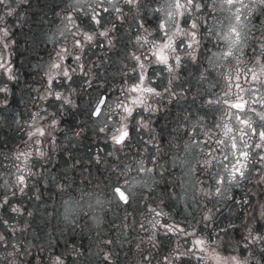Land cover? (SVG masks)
<instances>
[{"label":"flooded vegetation","instance_id":"obj_1","mask_svg":"<svg viewBox=\"0 0 264 264\" xmlns=\"http://www.w3.org/2000/svg\"><path fill=\"white\" fill-rule=\"evenodd\" d=\"M144 2L145 0H141L142 4ZM71 3L72 0H11L10 6L16 9L11 16L6 15L7 9L0 6V17H3L0 19V28H6L9 33L7 37H3V33L0 32V161L7 163L8 160L12 164L10 178L13 180L11 186L9 182L5 184V188L9 191L7 204L4 203L5 200L0 202L2 205L0 206V237H3V240H0V250L6 254L9 264H56L57 258L61 264H101L98 263L97 257L104 253V250L105 255L108 256L105 262L114 264L110 258L114 239L120 244L122 264H166L165 257H168L169 261L176 257L178 230H175V226L185 228L183 223L176 221L175 212L177 207H180L185 214L193 215L194 213H191L189 203H185L186 201L182 199L185 191L193 192L194 190L195 206H198L199 197L205 194L202 189L205 190L208 184L205 181L206 171L210 168L214 169L215 158L221 154L219 149L222 145H218L216 140L226 139L223 137L226 113L230 111L235 113L234 115L251 114L257 121L259 120L255 112L246 110L236 113L235 109H229L223 102L219 105H210L207 100L222 97L223 100L235 101V93L238 91L235 84L239 83L242 88H248L249 85L245 82L243 75L240 76L239 81L236 80L234 62L223 69H216L207 82L198 83V76L203 71L200 61L203 55L210 54L205 52V45L207 49L215 50V41L208 43L205 37L200 52L197 53L198 62L193 63L185 56L179 79L172 81V91L183 98L174 99L165 91L169 87V75L166 71L152 73L153 67L158 69L162 67L153 64L149 67V73L154 82L149 86L154 87L159 95L149 97L148 103L151 105V110L145 111L137 107L131 118L121 121L117 115L118 101L123 99L120 90L136 82L135 74L131 71L136 63L132 53L141 55L147 48V45L144 48L136 45V22L133 19L135 13H128L121 21L98 9L103 16L101 25L90 20L91 14L85 16L80 12L73 13L75 23L82 32L97 33L94 41L87 44L83 53H80L79 49L72 47L71 33H66L65 36L59 35L64 28L63 18L71 12ZM144 15L148 16L149 13L145 11ZM216 15L218 20L222 21L221 30H226L229 23L225 18L227 14L217 13ZM104 27L110 29L107 38L98 35ZM155 28V21L146 19L147 31L141 34L146 35L147 32H152L153 35H157L154 32ZM249 28L248 46L238 66L241 70L251 66L250 63L245 64L243 61H249L254 55L260 54L259 43L251 36L260 37L264 33V9L257 7L251 17ZM54 33L57 36L55 44L49 41V37ZM148 39L151 40L152 37L149 36ZM5 42L7 47L4 46ZM61 46L81 54V61L84 63L87 75L79 71L77 67L79 62L69 56L64 63L77 68V71L72 73V80L64 82L63 78H58L59 82L54 80L50 89L46 73ZM141 58L143 59L142 56ZM144 62L148 63V61ZM228 71L232 72L230 79H226L225 74ZM111 82H116L118 85ZM81 83L90 86L104 85V93L91 103L87 112L89 116L91 115L92 125L105 113L108 122L106 128L99 123L100 129L96 125L91 129H99L100 133L107 137L106 142L111 148L125 150L133 141H136L140 148L137 171L145 187L140 188L136 196L127 193L129 196L127 204L122 203L115 192L117 186L125 191L123 186L127 180L112 188L99 190L101 192L94 189H79L78 192H82L79 195H77L78 192L64 195L60 188L48 191L34 187V179L43 177L46 171L50 158L49 148L75 143V122L78 123L77 126L80 125V110L75 100L78 93H73L71 90L76 84ZM145 84H148L147 80ZM49 91L53 94L49 95ZM55 92L61 93L62 97H68L72 103L64 104L62 99L57 100ZM226 92L229 95L226 96ZM250 95V93L245 94V98ZM101 100H104L101 108L102 116L94 117L92 112ZM254 107L264 112V108H260L259 105ZM208 113L212 114L211 118L214 121L211 128L215 131L212 133L209 132ZM197 119L200 123L194 132L193 124ZM53 121H55L54 126H52ZM122 123L127 124L130 136L124 144L117 145L112 137L118 134L116 129ZM36 124L43 125L47 130L46 137L42 138L40 145L33 143L37 137L33 136L31 140L29 139V132L34 131ZM145 124L147 127H144ZM217 124L220 125L219 128L215 126ZM101 128H104V131H101ZM37 148L44 152L42 157L36 155ZM28 151L32 152V158L29 161L32 175H25V184L20 186L17 184L16 177L24 173L17 172V165L23 167V157L17 160L16 156ZM209 156L212 158L209 159ZM191 160L190 168L185 167L184 163L188 165L187 163ZM205 161H210L211 167L210 163L205 166ZM141 163L144 169H152V171H140ZM253 163L251 181L257 184L259 173L256 169H259L260 165ZM186 179H190L193 186L184 190L180 184ZM246 181L241 180L235 188L246 189ZM20 187H23V192L20 191ZM85 194L99 195L109 199L111 204L114 202L109 207H105L104 218L100 225L94 224L88 212L84 213L87 219L66 222L57 218L52 222L48 221V214L55 216L57 212L60 213L57 206L62 200L72 197L79 200ZM177 197L180 202L177 201ZM48 206L50 210L47 209ZM13 208L18 211L14 212ZM196 209L197 207L194 211ZM151 210L161 211L163 214L157 217ZM59 221L64 223L60 224ZM151 221H159V224L153 228ZM181 221L184 222V220ZM38 224L43 229L40 232V238H35L33 226L38 228ZM59 225L76 226L81 233L88 231L90 233L88 236L78 237L50 236V226ZM167 226H174V230L168 231ZM97 227L100 229L97 230ZM118 227L121 230L119 234H116L119 230L108 229ZM100 231H103L104 235H97ZM110 233H115L114 237ZM195 238L200 237L185 239L188 242L187 250H197L199 246L194 245ZM73 241L74 244H70ZM67 249L75 251H66ZM114 250L117 252L118 248ZM197 254L203 255L199 252Z\"/></svg>","mask_w":264,"mask_h":264},{"label":"snow or ice","instance_id":"obj_2","mask_svg":"<svg viewBox=\"0 0 264 264\" xmlns=\"http://www.w3.org/2000/svg\"><path fill=\"white\" fill-rule=\"evenodd\" d=\"M10 5L11 0H0V6L7 9L6 15L8 16L13 15L16 11ZM257 7L264 9V0H247V2L246 0H145L143 4L141 0H92V2H89V0H72L70 4L71 12L63 18L64 28L60 31L59 35L65 36L66 33H71L73 36V49H79L80 53H83L85 46L94 41L97 33L89 34L82 32L80 27L75 23L73 13L80 12L85 16L91 14L90 20L97 25H101L103 20L101 11L98 9H102L103 13L114 16L115 19L121 21L124 20L128 13H135L133 19L136 22V45L140 48H144L147 45V48L141 55H136L135 52L132 53V58L136 63L132 66L131 71L135 74L136 82L130 87L120 90V95L123 96V99L118 101L117 115H119L121 121H127L131 118L134 109L137 107H141L145 111L151 110V105L148 103L149 97L159 95L154 87L149 86V84L154 82L149 73L151 65L162 66L159 69L153 67L152 73H156L157 71H166L168 73L169 87L165 91L174 99L183 98L172 91V81L179 79L181 69L184 66L185 56L193 63H197V53L200 52L205 37H207L208 43L215 41V50L207 49L205 45V52L210 54L203 55V59L200 61L203 71L198 76V83L207 82L216 69H223L234 62L236 65V80L239 81L240 76L243 75L249 87L242 88L239 83H236L235 87L238 91L235 93V101L223 100L222 97H219L215 100L209 98L207 103L219 105L223 102L228 105L229 109H235L236 113L246 110L255 112L260 122L258 124L257 121L251 118H243L236 114V119L241 125L236 130L239 138H237V134H233L232 127L228 124L223 125V137L230 141L231 152L225 151L229 146L225 139L216 140L218 145H224V148L219 149L222 158L218 161V163L222 164L223 170L219 174L213 173L211 177L215 181L214 190L211 188L208 190L202 189L208 197H218L221 195L225 184H238L241 180L248 179L249 173L253 170L250 168V164L253 162L260 165V168L256 169V171L264 178V112L258 111L254 107V105H259L260 108H264V33L260 37L251 36L252 39H255L259 43V56L254 55L249 61H243L245 64L250 63L251 65L244 70L238 67L242 62L241 58L245 54V48L248 46L250 39L249 23ZM145 11L149 13L148 16L144 15ZM217 13L227 14L225 18L228 19L229 23L226 30H221L222 21L218 20ZM0 19H3V17H0ZM146 19L155 21L156 28L154 32L157 35H153L152 32H147L146 35L141 34L147 31L145 29ZM213 21H216V23H213ZM109 31V28L104 27L98 32V35L107 38ZM0 32L3 33V37L9 35L6 28H0ZM149 36L152 37L151 40L148 39ZM49 41L53 44L56 43L57 36L55 33L49 37ZM109 44H111V40H109ZM4 46L7 47L6 42ZM80 53L69 51L66 46L60 47L59 51L56 52L55 58L49 64L48 72L46 73L50 89L54 80L59 82L58 78H63L64 82L72 80V73L76 72L77 68L70 67L64 63L69 56H72L76 62H79L77 65L79 71L87 75ZM144 61H148V63L146 64ZM125 75L127 76V73ZM225 75L226 79H230L232 72L228 71ZM146 80L148 84H145ZM231 87L230 83L229 88L231 89ZM181 91L183 92V88ZM133 93L136 95H132ZM247 93L251 95L245 98V94ZM52 94L53 92L49 91V95ZM54 95L57 100L62 99L64 104L72 103L68 97H62V94L59 92H55ZM225 95L227 96L229 93L226 92ZM103 104L104 100H101L96 105L92 112L94 117L102 116L101 108ZM226 114L231 117L235 113L229 111ZM103 115L107 122V114ZM199 123L200 121L197 119L193 124L194 132ZM54 125L55 121H53L52 126ZM215 126L220 127L219 124ZM144 127H147V124ZM101 131H104V128H101ZM116 133L118 134H114L112 137L114 143L122 144L129 135L127 124L122 123L116 129ZM46 134V128L41 124H36L34 131L29 132V139L31 140L33 136L37 137L33 143L40 145L42 138H45ZM253 138L256 139L253 140ZM250 141L252 142L250 143ZM36 155L42 157L44 152L37 148ZM21 157H23V167L17 165V172L24 174L17 175L16 180L18 185L23 186L25 184V175H32L31 165L29 164L32 152L19 153L16 159L21 160ZM225 161L230 162L225 163ZM208 164L209 162L205 161V166ZM140 171L151 172L152 169H144L141 163ZM7 183L5 181V184ZM126 183H129V181H126ZM20 191L23 192V187H20ZM115 192L121 202L124 204L129 202V196L121 188L117 187ZM4 203L7 204V199H5ZM65 203L67 202L65 201ZM97 203L100 202L97 201ZM12 210L14 212L18 211L16 208ZM151 211H154L157 217L163 214L161 211ZM261 215L264 216V210H262ZM97 219L98 222L102 223L101 218ZM204 219L209 220L211 216L205 215ZM65 220H68L67 215H65ZM150 223L155 228L159 224V221H151ZM167 227L168 231L174 230V226ZM175 230L186 236H195V232L189 233L183 228H178V226H175ZM249 236L251 237L250 242L264 243V236H252L251 230H249ZM0 240H3V237H0ZM109 243L111 242L109 241ZM194 245L199 246L196 251L188 249L186 252L174 257L172 261H169V258L165 257L166 264H174V261L180 259L181 256L189 257L188 260H181V264H191L192 257H195L198 264H224L229 259L231 260V264H245L237 256H221L215 247L206 244V240L203 237L195 238ZM198 252L203 253V255H198ZM105 259H108V257L106 256ZM56 264H61L59 258H57Z\"/></svg>","mask_w":264,"mask_h":264},{"label":"trees","instance_id":"obj_3","mask_svg":"<svg viewBox=\"0 0 264 264\" xmlns=\"http://www.w3.org/2000/svg\"><path fill=\"white\" fill-rule=\"evenodd\" d=\"M114 85L116 82H111ZM104 85H86L76 84L71 92H77L75 100L78 102L79 126L75 122V143L73 145L65 144L63 147H50V158L43 177L34 179V187L53 191L54 188H60L62 194L67 195L70 192L78 190H101L112 188L122 181L125 182L130 176L137 172V160L139 156V146L133 141L125 150L118 149V153L113 152V148L106 142L107 137L102 135L99 129H91V115H88L87 108L102 93ZM73 98V96H71ZM86 117V121H85ZM213 118L209 120V132H214L211 128L214 123ZM91 121V122H88ZM86 122V123H85ZM88 122V123H87ZM135 133L136 129L133 130ZM117 148H115L116 150ZM212 157L209 156V159ZM210 167H211V162ZM209 165V164H208ZM12 164L0 161V202L9 198V191L6 189L5 181L10 183ZM205 181L208 183L205 190H214L215 181L211 179L213 168L208 169ZM246 185V189L237 190L233 188L227 195L219 198L217 196H200L197 209L192 214H185L177 207L176 221L183 223L185 230L189 233L195 232V236L184 235L179 232L176 235L177 251L176 256L186 252L188 242L187 237H203L207 244L215 247L217 252L223 257L237 256L245 264H264V243L250 242L249 230L252 236H264V216L261 215L264 210V178L258 175L257 184L251 181ZM59 190V189H58ZM101 192V191H99ZM48 193V192H47ZM49 194V193H48ZM177 201L180 202L179 197ZM47 209L50 210L48 206ZM5 213V212H4ZM205 215H210L211 219L205 220ZM47 216V214H46ZM61 220L57 212L55 216L48 214V221L55 219ZM75 219H87L85 214H81ZM121 219V217H119ZM181 220H184L181 221ZM63 224L64 222H60ZM33 226V236L40 238V232L43 229L40 224ZM104 228H102L103 230ZM109 230H119L120 228H108ZM49 235H63L66 237L88 236V232H80L76 226H50ZM65 230V232H63ZM121 230L116 232L119 234ZM60 233V234H59ZM92 234V233H91ZM115 233H110L114 237ZM97 235H104L103 231ZM137 235V233H135ZM247 238V239H246ZM35 241V240H34ZM70 244H74V241ZM247 245V246H246ZM120 244L113 239L111 259L114 264H122L119 250ZM116 250L114 249H117ZM66 251H75L67 249ZM101 251V250H100ZM105 250L97 257L98 263L105 262ZM108 257V256H107ZM189 257L181 256L174 261V264H181V260H188ZM23 261V260H22ZM86 262L87 259H85ZM195 257L191 258V264H195ZM231 264V260H226ZM18 263V262H17ZM0 264H9L7 256L0 250Z\"/></svg>","mask_w":264,"mask_h":264},{"label":"rangeland","instance_id":"obj_4","mask_svg":"<svg viewBox=\"0 0 264 264\" xmlns=\"http://www.w3.org/2000/svg\"><path fill=\"white\" fill-rule=\"evenodd\" d=\"M210 105H212V104H210ZM238 115H240L243 118H251L252 120L257 121L253 116H251V114L242 113V114H238ZM208 117L211 118L212 114L208 113ZM225 121H226V124H228L230 127L233 128V134H237L236 130L238 128H240L241 125L237 121L236 115H232L231 117L226 115ZM107 122H108V119H107ZM107 122H106L105 117L102 116V118L99 121H96L95 124H93L92 126L96 125L100 129V126L98 125L100 123L104 128H106ZM257 123L258 124L260 123L259 120L257 121ZM237 138H239L238 134H237ZM255 139L256 138H253V140H255ZM225 140L229 145L225 149V151L230 153L231 152L230 141L227 138ZM251 142L252 141H250V143ZM221 148H224V145H222ZM248 150L252 151L251 149H248ZM115 151H116V153L119 152L118 149L115 150V148H113V152H115ZM221 158H222V154H220L218 157L215 158V164H214L215 167L213 170L216 174H219L223 170L222 164L218 163V161ZM229 162L230 161H225V163H229ZM191 163H192V160L187 163L188 165H186L184 163V166L190 168ZM250 168H252V169L254 168V163L250 164ZM251 173H252V171L249 173L248 180L251 178ZM246 180L247 179L242 180V182H244ZM248 180L246 181L247 183L249 182ZM127 181H129V183H126L123 187H124L126 193H128L132 196H136L138 190L142 187H145L143 185L141 177H139V175H138V171H137V173H135V175L130 176V178H128ZM240 183H241V181L238 184H232V185L225 184L224 187L222 188L221 195L218 197L220 199L223 198L222 196L227 195L233 188L238 186ZM192 186H193V183L190 181V179H186L182 184H180V187L181 188L183 187L184 190H187V189L191 188ZM129 189H130V191H129ZM194 195H195L194 190H193V192L190 190H187L183 193V197H182V199L184 201H186L185 203H189V205L191 207V213H193L195 207H197V206H195L196 201H193ZM65 201L67 203H65ZM97 201H99L100 203H97ZM113 203L114 202H112V204ZM110 204L111 203L109 202V199L103 198L102 196L86 195L85 194L84 197L82 199H79V200L75 199L73 197L72 198H66V199L62 200L60 205L57 206V209L60 212L59 213L60 219L66 221V222H69L70 220H74L79 215L88 212L90 214V219L94 222V224L100 225L101 222H98L97 218H101L103 221L104 214H105V207H109ZM66 209H67V212H66ZM65 215H67L68 220H65ZM96 229L99 230L100 227H97Z\"/></svg>","mask_w":264,"mask_h":264},{"label":"bare ground","instance_id":"obj_5","mask_svg":"<svg viewBox=\"0 0 264 264\" xmlns=\"http://www.w3.org/2000/svg\"><path fill=\"white\" fill-rule=\"evenodd\" d=\"M80 193H82L81 191L80 192H78V194L77 195H79ZM60 234V233H59Z\"/></svg>","mask_w":264,"mask_h":264}]
</instances>
